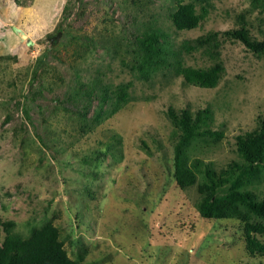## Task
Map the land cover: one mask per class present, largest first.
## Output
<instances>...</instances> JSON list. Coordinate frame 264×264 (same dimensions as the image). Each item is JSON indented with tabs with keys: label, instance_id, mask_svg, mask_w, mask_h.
<instances>
[{
	"label": "rangeland",
	"instance_id": "obj_1",
	"mask_svg": "<svg viewBox=\"0 0 264 264\" xmlns=\"http://www.w3.org/2000/svg\"><path fill=\"white\" fill-rule=\"evenodd\" d=\"M19 1L0 0V233L7 221L22 236L50 221L68 256H83L80 264H264V256L246 253L237 222L201 220L196 185L183 190L174 182L177 129L165 113L208 107L209 127L222 137L194 140L188 161L219 169L238 160L233 136L254 128L264 112V55L228 40L220 49L222 77L206 89L184 82L171 65L139 76L125 39L127 28L158 27L173 60L170 51L183 40L236 27L249 0H210L202 23L182 31L168 16L182 0ZM256 14L245 15L254 32L264 26ZM40 57L28 123L23 95ZM181 58L196 67L212 63L200 50ZM128 82V102L89 130L64 105L84 84L71 102L85 103L83 91H93L91 125L113 105L110 94L99 103L100 90ZM262 177L251 184L258 196Z\"/></svg>",
	"mask_w": 264,
	"mask_h": 264
},
{
	"label": "trees",
	"instance_id": "obj_2",
	"mask_svg": "<svg viewBox=\"0 0 264 264\" xmlns=\"http://www.w3.org/2000/svg\"><path fill=\"white\" fill-rule=\"evenodd\" d=\"M210 4V0L178 1L168 16L177 31L191 30L198 27L205 19ZM254 11L257 13L255 19L259 24H264V0H249V8L237 15L236 27L209 31L194 39L183 40L178 48L170 51L173 60L168 58L171 43L166 40V35L160 28L146 27L138 31L127 28L125 39L130 41V44L126 47V51L133 54L131 71L135 70L139 76L148 78L151 73L171 65L172 71L180 75L187 84L206 89L215 88L224 72L220 49L228 40L233 43L238 42L245 50L256 55H264V26L254 32L250 30L245 18L246 14ZM68 14L66 12L65 18ZM120 19L124 20L122 16ZM167 44L170 46L168 47ZM194 50L203 52L212 63L205 67L184 65L181 53ZM42 66L43 59L40 57L31 72L30 95L27 93L23 95V114L28 123H32L29 110L38 94L35 90L39 87L35 90L32 88L34 82L38 80ZM130 85L131 83L128 82L126 86L120 84L113 89L100 90L99 103L103 104L107 101L110 94L114 96L113 105L106 114L100 109L94 115L97 117V122L90 123L91 125L86 124L85 120L88 106L92 102L93 91H83L85 103L71 102L78 96V90L83 89L84 84L77 88V91L76 88L74 89V97L66 99L64 105L69 106L73 112H78L81 116V126H86L85 129L89 130L128 102L127 90ZM17 104L20 102L18 101ZM165 113L177 129V139L172 154L174 182L183 190L196 185L199 198L196 209L201 220L219 223L223 220L237 222L246 253L250 256H264V194L258 196L251 189L253 182L257 181L258 185L261 184L259 182L264 174V112L257 116L254 128L233 136L238 160H231L225 167L219 169L199 158L188 161L187 155V149L194 140L206 141L209 138V141L215 143L222 137V132L209 127L211 110L207 107L193 113L189 108L176 111L170 106ZM13 228V221L2 223L0 264H80L83 256L80 259H72L68 256L59 238V230L52 222L47 221L40 227H34L27 236H22Z\"/></svg>",
	"mask_w": 264,
	"mask_h": 264
},
{
	"label": "water",
	"instance_id": "obj_3",
	"mask_svg": "<svg viewBox=\"0 0 264 264\" xmlns=\"http://www.w3.org/2000/svg\"><path fill=\"white\" fill-rule=\"evenodd\" d=\"M19 36H20L21 38H23V37H25L26 35L24 36V33H23V32H19ZM58 36H59V33H58L57 35H55L54 39H57Z\"/></svg>",
	"mask_w": 264,
	"mask_h": 264
}]
</instances>
